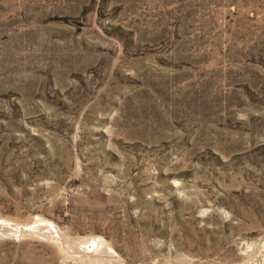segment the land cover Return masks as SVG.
<instances>
[{"label": "rangeland", "instance_id": "obj_1", "mask_svg": "<svg viewBox=\"0 0 264 264\" xmlns=\"http://www.w3.org/2000/svg\"><path fill=\"white\" fill-rule=\"evenodd\" d=\"M0 264H264V0H0Z\"/></svg>", "mask_w": 264, "mask_h": 264}]
</instances>
